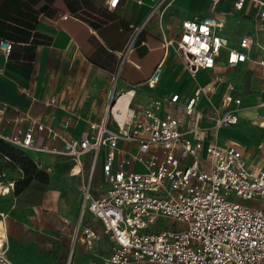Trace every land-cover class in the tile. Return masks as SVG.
I'll return each instance as SVG.
<instances>
[{
	"label": "built area",
	"instance_id": "built-area-1",
	"mask_svg": "<svg viewBox=\"0 0 264 264\" xmlns=\"http://www.w3.org/2000/svg\"><path fill=\"white\" fill-rule=\"evenodd\" d=\"M171 1L156 0L145 18L132 25L122 59L150 17L163 14ZM117 2L108 0V8ZM223 2L228 10L220 8ZM232 12L264 21V0H210L209 13L182 19L177 36L168 37L161 29L163 48L176 50L194 80L183 100L172 92L141 108L127 105L124 111L116 109L122 113L119 119L110 96L103 117L90 124L93 133L84 130L64 139L60 148L34 144L32 126L0 131V138L21 150L70 158L68 174L80 180V215L89 213L100 227L78 223L76 239L86 247L101 235L111 240L109 252L91 264H264V164L249 163L238 140L220 141L219 135L220 129L238 123L243 104L227 71L247 60L264 65V58L252 59L256 41L251 34H239L232 43L223 32ZM11 47V41L0 39L4 55ZM162 71L159 61L144 81L147 86H156ZM200 76L207 81L202 83ZM252 121L264 129V112ZM46 132L54 135L49 127ZM85 154L90 155L88 167L81 160ZM100 158L103 188L96 195L93 170ZM136 164L143 170L136 171ZM14 182L5 183L7 193L13 192ZM5 218L0 211L6 231ZM3 241L0 264H15L7 254V236Z\"/></svg>",
	"mask_w": 264,
	"mask_h": 264
},
{
	"label": "crops",
	"instance_id": "crops-1",
	"mask_svg": "<svg viewBox=\"0 0 264 264\" xmlns=\"http://www.w3.org/2000/svg\"><path fill=\"white\" fill-rule=\"evenodd\" d=\"M155 1L118 0L109 9L108 0H0V39L12 42L7 56L0 49V131L8 134L32 126L34 144L60 148L64 139L78 137L84 130L93 133L90 124L103 117L110 96L117 102L118 96L132 90L127 104L136 109L172 92L179 93L181 100L187 97L194 80L176 50L163 48L161 29L168 37L177 36L182 19L209 13L210 0H172L163 14L156 11L150 17L122 59L119 55L132 25L145 18ZM220 8L228 10L229 4L223 2ZM63 13L71 16L61 18ZM227 36L234 43L237 35ZM159 61L163 62L162 74L156 86L149 87L144 81ZM222 63L220 59L217 69ZM226 75L231 81L229 70ZM201 81H207L205 76ZM187 83L190 86L185 89ZM51 97L55 101L50 103ZM262 102H243L236 125L241 122L248 126L244 130H264L252 121L264 112V106H259ZM36 123L44 128L38 129ZM234 126L219 130L220 141L238 140L249 163L264 164L245 155V135L222 133ZM46 127L54 135L47 134ZM26 151L35 155L37 167L47 178H32L16 194L7 193L6 184L0 188V197H6L0 205L7 211H0L6 214L9 258L15 264H54L65 260L72 240L74 261L69 264L98 261L110 249L100 252L95 247L110 248L111 240L101 235L86 247L76 239L78 223L97 231L100 227L89 213L80 215V180L68 174L72 161L47 151ZM101 159L93 170L96 195L103 188ZM81 160L88 167L90 155Z\"/></svg>",
	"mask_w": 264,
	"mask_h": 264
},
{
	"label": "rangeland",
	"instance_id": "rangeland-1",
	"mask_svg": "<svg viewBox=\"0 0 264 264\" xmlns=\"http://www.w3.org/2000/svg\"><path fill=\"white\" fill-rule=\"evenodd\" d=\"M224 5L222 7H224ZM222 30L225 34L231 37H235L241 33L251 34L256 41V48L252 53V59L259 61L260 59L264 58V21L256 20L253 18V16L244 15L241 12H232L227 15V19ZM221 54L224 55V51H222ZM229 71L231 75V82L245 105L252 104L254 101L257 102L261 99L264 100V65L253 60H249L247 62H242L233 68H230ZM113 85L114 84L112 82L110 86L113 88ZM189 86L190 83H187L185 85V89H188ZM242 115H246V112H243ZM245 126L246 124L244 125L243 123L239 122V125L237 127L234 126L233 130H229V128L228 130L222 131V133L225 136H231L228 133V131H231V133H234L238 136L245 135L244 142L247 147L245 155L253 162H264V130H244ZM246 129H248V126H246ZM0 140L9 147L7 141L3 140L2 138H0ZM126 147H128V145ZM13 152L14 163L8 162V157L6 158L4 156H0V172L4 174L1 178L3 181L1 183L5 184L8 182V180L15 179L14 188L17 190L23 185L24 181H26L27 177L29 176V173L25 171V168L30 167V161L33 162V164H35L37 167L35 163L37 158L33 153L26 150L14 149ZM135 170L142 171L143 167L136 164ZM94 181L95 183L97 182L96 179H94ZM13 193L16 194V192ZM1 199H6V197H0V200ZM0 209L7 211L6 209L2 208L1 205ZM69 241L70 246L69 250L67 251V255L65 256V260L54 264H69L71 260L74 261L72 255L73 247L71 246L72 240ZM95 248L100 252H107L108 249H110L108 246H106L103 250L100 249L99 246ZM75 249L76 248H74V250ZM92 258H94V254L92 255Z\"/></svg>",
	"mask_w": 264,
	"mask_h": 264
},
{
	"label": "trees",
	"instance_id": "trees-1",
	"mask_svg": "<svg viewBox=\"0 0 264 264\" xmlns=\"http://www.w3.org/2000/svg\"><path fill=\"white\" fill-rule=\"evenodd\" d=\"M8 145H9V147L7 145H5L3 141L0 140V156L10 157L12 160V163H14V161H13V156H14L13 150L19 149V148L11 146L10 144H8ZM19 150H21V149H19ZM29 163H30V167L25 168V171L27 173H29L27 180L24 181L23 185L19 189L15 190V188H13V192H16V193L19 192L32 178H38L40 180H45L47 178V173L45 171L37 168L35 166V164H33V162L30 161Z\"/></svg>",
	"mask_w": 264,
	"mask_h": 264
},
{
	"label": "bare ground",
	"instance_id": "bare-ground-1",
	"mask_svg": "<svg viewBox=\"0 0 264 264\" xmlns=\"http://www.w3.org/2000/svg\"><path fill=\"white\" fill-rule=\"evenodd\" d=\"M132 92H133L132 90H129V91L124 92V94H126L128 96V99H130V97L132 96ZM127 96H124V95L118 96L117 102H115V104H114L113 112H114L115 116L118 117L119 119L122 118V113L117 114L116 109L119 108V109H121V111H124V109L128 105L127 104V100H128ZM3 184L4 183L0 184V188L2 187ZM7 187H8V185H7ZM5 236H7V233L5 231V228H4L3 224L0 223V244H2L4 242L3 239H5Z\"/></svg>",
	"mask_w": 264,
	"mask_h": 264
}]
</instances>
